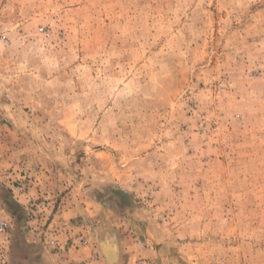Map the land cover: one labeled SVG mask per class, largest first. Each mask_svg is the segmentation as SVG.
Wrapping results in <instances>:
<instances>
[{
    "label": "rangeland",
    "instance_id": "374dc122",
    "mask_svg": "<svg viewBox=\"0 0 264 264\" xmlns=\"http://www.w3.org/2000/svg\"><path fill=\"white\" fill-rule=\"evenodd\" d=\"M0 185L49 247L264 264V0H0Z\"/></svg>",
    "mask_w": 264,
    "mask_h": 264
},
{
    "label": "crops",
    "instance_id": "0c3cea01",
    "mask_svg": "<svg viewBox=\"0 0 264 264\" xmlns=\"http://www.w3.org/2000/svg\"><path fill=\"white\" fill-rule=\"evenodd\" d=\"M2 201L0 219H5L3 213L12 217L5 251L6 264H135V252L122 253L121 238L106 233L95 234L93 238L87 227L78 222H72L66 228L59 225V245L49 247L29 227L31 225L25 220L24 211L16 199L2 195ZM107 210L110 212L114 208L111 206ZM97 227L95 229L100 230ZM81 235L88 239L87 244L79 242Z\"/></svg>",
    "mask_w": 264,
    "mask_h": 264
}]
</instances>
